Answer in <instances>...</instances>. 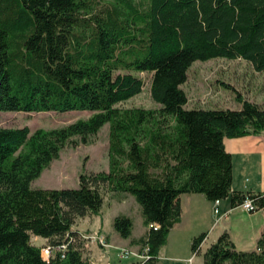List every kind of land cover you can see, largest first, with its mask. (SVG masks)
<instances>
[{
	"label": "trees",
	"instance_id": "trees-1",
	"mask_svg": "<svg viewBox=\"0 0 264 264\" xmlns=\"http://www.w3.org/2000/svg\"><path fill=\"white\" fill-rule=\"evenodd\" d=\"M213 58L264 70V0H0V112L89 113L53 129L0 127V264H100L84 257L75 226L100 214L108 192L139 205L147 231L131 241L148 247L144 264L180 221L183 193L263 207L264 194L232 190L224 138L264 136V107L239 94V109L186 107L191 65ZM141 72L160 108L117 107L141 92ZM105 124L107 171L80 173L76 187L32 186L73 136L86 142ZM133 225L125 213L112 220L122 238ZM206 235L192 239V252ZM32 237L67 243L64 257L44 260ZM202 255V264L232 260L229 234Z\"/></svg>",
	"mask_w": 264,
	"mask_h": 264
},
{
	"label": "rangeland",
	"instance_id": "rangeland-1",
	"mask_svg": "<svg viewBox=\"0 0 264 264\" xmlns=\"http://www.w3.org/2000/svg\"><path fill=\"white\" fill-rule=\"evenodd\" d=\"M144 85L140 93L116 104L119 108H135L158 110L160 106L154 102L150 94L149 73L141 72ZM188 95L187 108L203 109H239L241 104L238 94L243 99L260 104L264 107V70L256 71L246 60L213 58L207 61H195L189 71L188 78L181 86ZM88 112L72 111L65 113L54 112H0V127L29 126L31 132L38 129H53L67 125L80 117H87ZM109 125L105 124L100 130L86 137L82 142L79 136H73L71 142L61 148L55 158L41 174L32 181L35 188H63L78 186L80 173H95L107 171L109 168ZM248 180H261L260 173L253 169V173L245 176ZM243 177V179H245ZM196 193V192H193ZM202 194V193H201ZM139 205L134 198L125 193L108 192L101 212L97 216L78 218V226L85 237L102 235L109 246H102L97 242L84 241V257L91 262L100 264H139L141 259L139 245L135 246L129 239H122L113 229V217L125 213L133 219L135 237L146 230L141 218ZM32 244L43 248L46 241L39 237L31 238ZM124 248L134 253L125 260L118 259V252ZM163 248V247H162ZM161 248L157 264H200V259L192 252L186 260H173ZM183 252L177 254L182 257L188 246H182ZM165 254L166 256H163ZM198 256V255H197ZM174 257V256H172ZM240 264V262H238ZM228 264H232L228 261Z\"/></svg>",
	"mask_w": 264,
	"mask_h": 264
},
{
	"label": "crops",
	"instance_id": "crops-1",
	"mask_svg": "<svg viewBox=\"0 0 264 264\" xmlns=\"http://www.w3.org/2000/svg\"><path fill=\"white\" fill-rule=\"evenodd\" d=\"M224 147L232 160V190L240 192H254L264 194V136L263 134H249L240 137L224 138ZM257 169L261 180H248L245 176ZM245 177V179H243ZM113 193V192H112ZM181 218L169 231L167 242L163 246L162 253L171 256L166 258L173 260H186L192 253V239L202 232L206 237L195 253V257L203 263V251L205 247L214 243L216 238L227 232L231 238L235 256L232 264H264V244L258 245V240L264 231V206L253 212H247L239 205H232L229 198L220 199L218 213L212 209V201L201 193H183L180 195ZM142 218V217H141ZM143 220V219H142ZM80 229L78 226H75ZM134 229V225H133ZM122 238L136 240L143 234L135 237ZM137 246V243H133ZM188 246L186 254L179 257L183 252L182 246ZM198 255V256H197ZM174 256V257H172ZM159 259V257H158ZM158 260L154 263L157 264ZM180 264V263H178ZM228 264V262H226Z\"/></svg>",
	"mask_w": 264,
	"mask_h": 264
},
{
	"label": "built area",
	"instance_id": "built-area-1",
	"mask_svg": "<svg viewBox=\"0 0 264 264\" xmlns=\"http://www.w3.org/2000/svg\"><path fill=\"white\" fill-rule=\"evenodd\" d=\"M220 199H214L212 200V209L213 212L215 214L218 213L219 209H218V205H219ZM239 207H241L242 209H244L247 212H253L255 210H257V206L254 202V200L251 197H245L244 200L241 202V204H239ZM154 227H157V224H153ZM79 236L82 240V245L84 246V241L86 239H88V241L90 242H97L102 246H109L106 243L105 237L102 235H93V236H89V237H85V235L80 231ZM67 243H62V244H58L56 246H50L47 245L43 248H41V256L43 257L44 260H48L50 258V256L54 253V252H59L60 253V258H63L65 255V251L67 249ZM138 250L140 251L139 254H136L140 259V263L139 264H144V262L149 258L147 251H148V247L147 246H139ZM134 253L130 252L127 249L121 248L120 252H118V259L120 260H125L130 258L131 255H133Z\"/></svg>",
	"mask_w": 264,
	"mask_h": 264
}]
</instances>
